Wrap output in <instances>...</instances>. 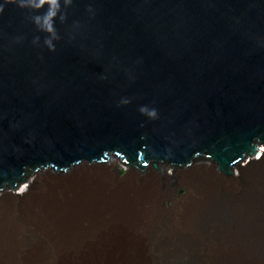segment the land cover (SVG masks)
<instances>
[{"label":"water","instance_id":"1","mask_svg":"<svg viewBox=\"0 0 264 264\" xmlns=\"http://www.w3.org/2000/svg\"><path fill=\"white\" fill-rule=\"evenodd\" d=\"M58 5L53 34L47 3L0 0V199L114 161L264 157V0Z\"/></svg>","mask_w":264,"mask_h":264},{"label":"bare ground","instance_id":"2","mask_svg":"<svg viewBox=\"0 0 264 264\" xmlns=\"http://www.w3.org/2000/svg\"><path fill=\"white\" fill-rule=\"evenodd\" d=\"M256 158L212 164L223 176L232 177L236 168L242 172V161L251 159L247 164L253 165ZM191 165H177L166 172ZM89 171H74L58 188H46L45 196L28 181L20 206L6 201L13 196L0 199V264H175L179 259L183 264H256L257 258L264 257L260 238L255 243L262 254L252 263L243 243L227 246L210 235L238 213L240 204L235 199L214 209L202 228L206 201L195 204L181 214L175 226L168 221L161 231L165 236L157 240L159 205L149 185L155 175L148 170L146 177L131 175L127 183L114 186L89 178ZM132 183L139 184L129 189ZM24 231L34 238L25 240ZM141 240L148 245L147 256ZM213 247L219 252L215 258ZM224 250L231 254L228 261L221 259Z\"/></svg>","mask_w":264,"mask_h":264},{"label":"rangeland","instance_id":"3","mask_svg":"<svg viewBox=\"0 0 264 264\" xmlns=\"http://www.w3.org/2000/svg\"><path fill=\"white\" fill-rule=\"evenodd\" d=\"M250 160L242 161L241 167H244L242 172H239L236 168L235 174L232 177L228 176L231 178L226 175L223 176V173L217 171L212 163L192 164L186 168H178L172 171L171 174H167L164 170L161 173L150 170L155 176L149 182V185L153 187V195L159 205L155 216L158 223L155 234L156 239L161 240L165 236V234H162V229L168 221H172L175 226L178 219L181 218V214L185 210L192 209L195 204L206 201L203 207H206L205 211L201 215L200 224L202 228V222L208 218V215L212 214L214 209L220 210L229 198L231 200L235 199L236 204H240H237L239 206L238 213H234L228 225L212 229L211 234H209L215 237V240H221L227 246H232L231 244L236 242L243 243L242 245H245L251 257L250 261L253 263L259 253L262 254L255 241L257 238L264 240V159L258 157L254 159L253 165H248L247 163ZM125 168L128 167L125 166ZM89 173V178H96L114 186L127 183L126 181L131 175L141 178L146 177L145 173L141 174L135 170H130V168H128V172L121 171L117 161L113 162L111 170H91ZM65 179L57 180L55 177H42L40 180L31 181V183H33L35 189L41 191L39 193L45 196L47 193L46 188H58L57 184H62ZM138 184H129L128 188L131 189ZM26 190L27 188L20 189V196L7 198L6 201L12 202L13 200L16 206H20ZM37 190L35 191L38 192ZM207 193L211 195L209 198L206 195ZM258 206L262 207L263 212L258 210ZM24 238L30 241L34 236L32 233L24 231ZM141 241V245L144 247L143 254L147 256L148 245L143 240ZM224 244L223 246H225ZM213 250L215 258L219 252L214 247ZM262 252L264 253V249ZM222 255L225 256H222L221 259L225 258V261H228L231 254L224 250ZM219 257L218 260H220ZM161 264H164V262L162 261ZM175 264H183L182 259L177 260ZM256 264H264V257L261 260L257 258Z\"/></svg>","mask_w":264,"mask_h":264},{"label":"clouds","instance_id":"4","mask_svg":"<svg viewBox=\"0 0 264 264\" xmlns=\"http://www.w3.org/2000/svg\"><path fill=\"white\" fill-rule=\"evenodd\" d=\"M20 6H25V4L30 5L35 8L43 6L45 3L49 5L47 11L44 15L35 17V22L40 24L44 31L54 34L53 28V18L56 16L59 5L58 0H19ZM49 47H53L51 41H46Z\"/></svg>","mask_w":264,"mask_h":264}]
</instances>
